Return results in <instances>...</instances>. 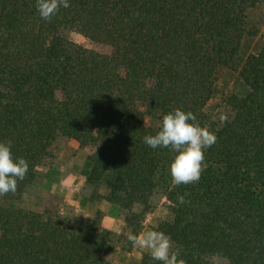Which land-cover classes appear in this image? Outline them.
I'll use <instances>...</instances> for the list:
<instances>
[{
  "label": "trees",
  "instance_id": "1",
  "mask_svg": "<svg viewBox=\"0 0 264 264\" xmlns=\"http://www.w3.org/2000/svg\"><path fill=\"white\" fill-rule=\"evenodd\" d=\"M49 21L36 0H0V141L29 171L0 204V264H114L96 219L18 207L40 168L70 143L88 152L89 185L121 210L131 234L155 212L156 178L173 151L152 149L163 116L181 109L208 128L220 72L240 63L243 91L212 132L198 182L172 185L149 230L186 264H264V0H70ZM257 21L250 23L252 18ZM105 45L100 53L68 37ZM246 39L258 40L245 59ZM155 119L158 126L148 124ZM187 194V195H185ZM185 196L186 203L178 202ZM139 264H159L147 251Z\"/></svg>",
  "mask_w": 264,
  "mask_h": 264
},
{
  "label": "rangeland",
  "instance_id": "2",
  "mask_svg": "<svg viewBox=\"0 0 264 264\" xmlns=\"http://www.w3.org/2000/svg\"><path fill=\"white\" fill-rule=\"evenodd\" d=\"M261 17V32L264 33V7L259 13ZM252 18L249 22L257 21ZM68 37L100 53L109 54L111 49L105 45L91 43L76 33H68ZM258 40L246 39L241 55L243 59L256 51ZM241 69L240 63L235 67L220 72L215 82V88L206 113L208 114V128L212 131L213 127L224 119L228 110L226 98L229 94L243 91L238 83V75ZM148 124L158 126L159 122L155 119H148ZM176 155L171 152L167 155L158 176L156 183L158 188L154 195L155 212L148 216L145 221L143 232L150 231L149 227L154 217H165L167 213V203L165 193L172 188V178L170 175V164ZM91 163L88 161V152L78 147L76 143H70L60 151L58 161L52 167L40 168L33 186L28 195L19 200L18 207L39 211L37 206L57 208L63 216L81 218L83 220L96 219L99 230L103 232V242L106 247L107 257L114 264H139L142 253L147 250L134 247L127 239L131 233L126 229L122 220L121 210L117 205H112L103 199L108 192L106 185L94 187L88 184L87 178L90 174ZM4 196L0 195V204H6ZM213 264H228L223 259L216 257Z\"/></svg>",
  "mask_w": 264,
  "mask_h": 264
},
{
  "label": "clouds",
  "instance_id": "3",
  "mask_svg": "<svg viewBox=\"0 0 264 264\" xmlns=\"http://www.w3.org/2000/svg\"><path fill=\"white\" fill-rule=\"evenodd\" d=\"M70 6V0H36V9L45 21H49L61 8ZM216 140L215 133L202 127L193 112L181 109L164 115L160 130L155 135L144 137V143L150 148H166L176 153L170 164V175L173 185L177 186L200 180L205 152ZM28 171L26 159L14 157L11 142L0 141V195L14 193L18 181H22ZM177 199L180 204L186 203L184 195ZM127 239L134 247L147 250L152 260L159 264H186L181 258V250L174 249L171 237L162 231L130 234Z\"/></svg>",
  "mask_w": 264,
  "mask_h": 264
},
{
  "label": "crops",
  "instance_id": "4",
  "mask_svg": "<svg viewBox=\"0 0 264 264\" xmlns=\"http://www.w3.org/2000/svg\"><path fill=\"white\" fill-rule=\"evenodd\" d=\"M58 161V160H57Z\"/></svg>",
  "mask_w": 264,
  "mask_h": 264
}]
</instances>
